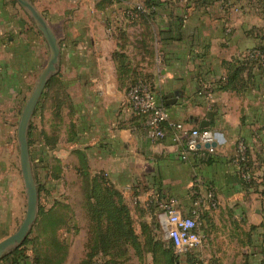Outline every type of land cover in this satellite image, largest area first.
I'll list each match as a JSON object with an SVG mask.
<instances>
[{"label": "crops", "instance_id": "0c3cea01", "mask_svg": "<svg viewBox=\"0 0 264 264\" xmlns=\"http://www.w3.org/2000/svg\"><path fill=\"white\" fill-rule=\"evenodd\" d=\"M30 1L59 43L57 73L45 86L32 122L40 128L42 121L49 133L61 134L54 145L61 177L80 181L86 172L103 178L123 196L138 235L142 226L156 227V197L175 199L188 215L208 187L218 206L203 215L204 241L191 250L192 264H264L261 187L246 185L235 159L236 144L243 140L260 183L264 66H247L242 77L250 72L249 88L216 89L239 55L257 42L249 33L250 17L229 8L236 1ZM146 2L154 6L152 13L134 21L126 17L127 8ZM47 61V45L26 13L13 0H0V241L23 202L20 194L9 195L5 176L13 127ZM138 80L150 82L163 105L172 96L175 102L164 105L170 122L190 130L207 120L216 146L190 149L168 125L164 138L153 141L141 119L124 106L127 88ZM75 192L83 202L81 187L64 190L70 197ZM143 256L150 264L152 254Z\"/></svg>", "mask_w": 264, "mask_h": 264}, {"label": "rangeland", "instance_id": "374dc122", "mask_svg": "<svg viewBox=\"0 0 264 264\" xmlns=\"http://www.w3.org/2000/svg\"><path fill=\"white\" fill-rule=\"evenodd\" d=\"M235 1L236 2H231V4H229V8L233 13H240L242 15L247 14L248 17H250L251 20L249 24H251L252 27L250 28L249 33H251L252 38L257 41L256 45L264 46V0ZM26 99L23 101L22 107L24 106ZM20 114L21 113L19 112L13 127L12 151H10L8 155V167L5 171V176L7 179L9 195L14 197L16 193H18L23 197V202L20 215L14 225L9 228L6 236L11 235L16 230L22 221L26 210V195L19 168L18 143L16 139V128ZM32 118L27 138L28 141H30V146L28 145V147L32 173L37 184L38 211L37 218L24 240V242H26L20 248V252L23 251V257L24 255L26 257V263L45 264L42 260L43 255L45 254V248L52 243L53 239H55L66 247L61 264H95V259L99 257H101L103 264H147L143 254H151V247L147 245L143 246L144 240H141V238L144 237V234L138 235L142 244V248L139 251L134 250L131 244L127 241L129 238L126 236L125 238L122 237L120 241L118 240V245L112 250L115 254V258L113 259L107 256H101V254L92 250V245L94 243L92 238H94L95 229L91 226L87 217L85 206L78 193L79 191L75 192L77 194H73L71 197L65 196L64 193V190L66 189L69 190L72 188L73 190L77 188L78 190V188L83 185L81 180L72 181L61 177V172H63L59 164V161L61 162V160L56 158V154L54 153V145L59 143L58 140H60L61 134L59 136V131L56 133H49L47 128H45L47 124L44 125L42 121L41 127L38 128L37 125L32 122ZM62 140L63 138H61V141ZM254 172L255 171L253 170L252 173ZM65 201L72 204L77 211L71 210L68 205L69 203L67 204ZM12 204L15 208L14 201ZM39 208L40 211L42 210L43 212L40 215L38 214ZM16 209L20 210L19 205ZM48 218L58 220L55 225V231L53 232L49 226H45L46 219ZM131 221L133 225V220L131 219ZM133 230L134 233H136L135 229ZM149 233L151 237L154 235V238L157 237V241H160L158 243L161 245H159L158 249L161 252L157 250V264H164V256H162L164 251L163 246L168 245V243L165 240L163 241L157 225L155 228L153 227L151 231L149 230ZM6 236H3L2 238H5ZM163 243L165 245L162 246ZM7 255L0 260V264H12V261L10 260L11 257L6 258ZM184 259L186 258H183L181 261ZM150 264H154L152 260H150Z\"/></svg>", "mask_w": 264, "mask_h": 264}, {"label": "built area", "instance_id": "2783aa9c", "mask_svg": "<svg viewBox=\"0 0 264 264\" xmlns=\"http://www.w3.org/2000/svg\"><path fill=\"white\" fill-rule=\"evenodd\" d=\"M153 11V6L146 7L143 4H135L126 9L125 15L134 21ZM237 61L238 65L242 67H247L250 64L264 66V51L257 48L248 49L237 58ZM124 106L131 114L141 119L142 126L153 141L164 138V125L178 131L180 136H184L187 147L193 150L200 149L206 144H212L216 140V135L209 130H185L182 124L170 122L162 100L157 95L154 86L148 81L138 80L127 88ZM180 136L175 134L174 139L177 141ZM246 154L247 146L243 140H238L235 159L241 165V178L247 184L253 173L247 165ZM201 191L203 194L196 200L190 215L181 211L179 203L175 199H158L156 197L152 200L156 209V225L160 234L164 240L172 244L173 254L179 258L202 246L204 241L203 215L216 210L218 206L215 194L210 188L203 186ZM95 264H103L101 257L95 259Z\"/></svg>", "mask_w": 264, "mask_h": 264}, {"label": "trees", "instance_id": "16d2710c", "mask_svg": "<svg viewBox=\"0 0 264 264\" xmlns=\"http://www.w3.org/2000/svg\"><path fill=\"white\" fill-rule=\"evenodd\" d=\"M13 3L16 2L13 0ZM144 6L151 7L153 5H151L149 2H146L144 3ZM254 48L264 51L263 45H256ZM113 58L117 61H121V56L117 53L113 55ZM238 64L239 63L236 60L235 64L231 65L229 70L224 75V80L220 79L217 81V90L238 92L252 86L250 83L249 71L247 72L248 74L246 75V80L242 77L248 68L239 66ZM196 129L201 130L200 128ZM205 130H209L208 127L205 128ZM28 145L30 146V141H28ZM246 155L248 159L247 165L250 168L252 167V164L250 161L248 148ZM81 181L83 185L81 187L83 192V204L85 206L86 214L91 226H93L95 229L94 238H92V241L94 242L92 245V250L101 254V256H107L113 259L115 258V254L112 250L116 245H118L120 239L122 237L125 238L126 236L129 238L127 241L131 244L134 250L139 251L142 248V244L139 240L138 234L134 233V228L130 219V211L125 205L121 193L110 184H107L103 178L97 175L89 177L86 172H82ZM246 185L250 188H254L257 185L261 187V190L258 192V194L261 197L263 206V223L261 227L264 229V171L260 183H256L255 176L253 175L250 182ZM42 213V210L40 211L39 208L38 214L40 215ZM190 214L191 212L189 215ZM48 219H46L45 226H49L53 232L55 231V225L58 220H53V218L49 220ZM143 234L145 237L143 246L147 245L151 247L150 253L152 254V261L154 264H157V250H159L158 247L161 245L158 242L160 241L154 242V240L151 239L149 230L142 226L141 235ZM25 242L16 250L7 255L6 258L11 257L10 260L12 261V264H27L25 255L23 257V251L20 252V248L25 244ZM167 243L168 245H165L164 243L162 244V246H166H163L164 251L162 253V256H164L166 259V264H180L181 259L173 254L172 244L168 241ZM65 251V245L53 239L52 243L45 248V254L43 255L42 260L45 264H61ZM184 257L186 258V262L190 264H192V261L195 259L194 254L191 251L187 252ZM193 264H199V262L195 261Z\"/></svg>", "mask_w": 264, "mask_h": 264}, {"label": "water", "instance_id": "95a60500", "mask_svg": "<svg viewBox=\"0 0 264 264\" xmlns=\"http://www.w3.org/2000/svg\"><path fill=\"white\" fill-rule=\"evenodd\" d=\"M14 1L26 13L45 41L48 48V61L46 66L40 72L34 87L22 108L16 128L19 168L26 195V210L24 217L16 230L11 235L0 241V260L5 255L11 253L13 250L22 245L37 218L38 191L37 184L32 173L27 135L33 112L39 102L43 90L49 79L57 73L60 53L58 40L51 31L44 17L37 11L32 2L30 0ZM171 99V95L166 96L164 98V105L169 106L172 102H175ZM210 115V113L207 114V119L210 118ZM207 127V120L202 121L200 129H205ZM215 146V143H212L204 145L203 148L209 149L214 148Z\"/></svg>", "mask_w": 264, "mask_h": 264}]
</instances>
